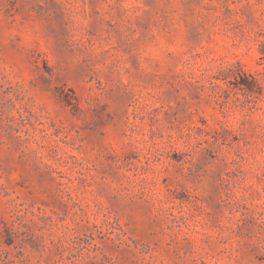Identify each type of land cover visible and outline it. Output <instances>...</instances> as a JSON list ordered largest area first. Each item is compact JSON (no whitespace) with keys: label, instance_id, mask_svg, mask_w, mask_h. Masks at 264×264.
Returning <instances> with one entry per match:
<instances>
[{"label":"rangeland","instance_id":"374dc122","mask_svg":"<svg viewBox=\"0 0 264 264\" xmlns=\"http://www.w3.org/2000/svg\"><path fill=\"white\" fill-rule=\"evenodd\" d=\"M0 264H264V0H0Z\"/></svg>","mask_w":264,"mask_h":264}]
</instances>
